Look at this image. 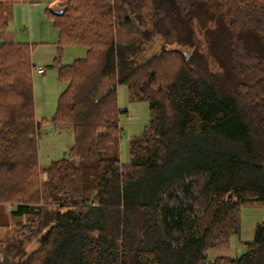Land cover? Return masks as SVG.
Listing matches in <instances>:
<instances>
[{
    "label": "trees",
    "instance_id": "trees-1",
    "mask_svg": "<svg viewBox=\"0 0 264 264\" xmlns=\"http://www.w3.org/2000/svg\"><path fill=\"white\" fill-rule=\"evenodd\" d=\"M54 1L51 124L73 145L43 170L32 46L2 39L0 2V204L24 219L0 264H264V220L239 257L206 255L239 234L241 204L264 203V0ZM71 45L86 56L63 65ZM118 85L149 105L126 164Z\"/></svg>",
    "mask_w": 264,
    "mask_h": 264
},
{
    "label": "rangeland",
    "instance_id": "rangeland-1",
    "mask_svg": "<svg viewBox=\"0 0 264 264\" xmlns=\"http://www.w3.org/2000/svg\"><path fill=\"white\" fill-rule=\"evenodd\" d=\"M46 10L60 13L63 8L54 0H16L6 4L5 17L7 29L2 35L6 42H19L30 44L31 63L35 68L45 70L42 75L32 71V88L34 96L35 117L43 121V126L37 134L38 161L41 170L51 161L68 156L73 145L71 127L62 125L54 127L51 119L54 115L59 94L66 84L57 78V69L53 65L57 57L58 33L53 27L50 15ZM159 41L156 40L148 46L143 54L147 57L153 53ZM86 56V48L81 45L66 46L63 48L60 63L71 64L74 60ZM117 106L119 113L120 137L116 144V152L122 164L129 162L130 141L141 136L149 124L148 102L133 98L125 85L117 86ZM23 218L11 217V226ZM264 220V203H244L240 206V231L230 239L229 247L225 249H210L207 258L216 257L236 258L245 252L244 243L251 241L254 236L256 224ZM14 236L11 229L6 239ZM31 243L30 247H33Z\"/></svg>",
    "mask_w": 264,
    "mask_h": 264
},
{
    "label": "crops",
    "instance_id": "crops-1",
    "mask_svg": "<svg viewBox=\"0 0 264 264\" xmlns=\"http://www.w3.org/2000/svg\"><path fill=\"white\" fill-rule=\"evenodd\" d=\"M11 1L16 0H0V2L9 4ZM38 68V67H37ZM13 207L10 204H0V240H5L9 235L11 229L14 227V224L11 226V211ZM14 229V228H13Z\"/></svg>",
    "mask_w": 264,
    "mask_h": 264
},
{
    "label": "built area",
    "instance_id": "built-area-1",
    "mask_svg": "<svg viewBox=\"0 0 264 264\" xmlns=\"http://www.w3.org/2000/svg\"><path fill=\"white\" fill-rule=\"evenodd\" d=\"M33 70H35L36 74H38V75H42L45 73V70L41 67L35 68Z\"/></svg>",
    "mask_w": 264,
    "mask_h": 264
}]
</instances>
